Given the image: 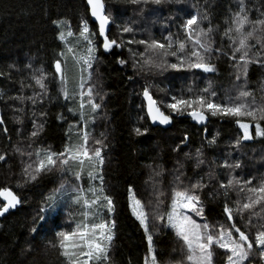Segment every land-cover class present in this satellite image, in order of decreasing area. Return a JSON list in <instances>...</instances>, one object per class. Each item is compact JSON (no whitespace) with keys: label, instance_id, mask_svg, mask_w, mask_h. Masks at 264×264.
Instances as JSON below:
<instances>
[{"label":"snow or ice","instance_id":"snow-or-ice-1","mask_svg":"<svg viewBox=\"0 0 264 264\" xmlns=\"http://www.w3.org/2000/svg\"><path fill=\"white\" fill-rule=\"evenodd\" d=\"M148 2L131 0L133 5H146ZM162 2L164 0H152L156 5ZM175 2L180 3L181 0ZM86 3L91 18H94L93 23L97 25L96 31L90 29L87 19L80 21L75 33L67 21H53L60 29L58 39L63 42V48L55 54L49 65L50 71L29 64L30 83L21 82V91L10 97L19 103L18 112L24 111L28 103L35 109L46 99L51 101L49 84L55 82L57 98L73 105L68 107V111L77 117L69 125L70 131L73 127L78 129L76 140L69 137L63 151L40 147L32 149V142L26 146L31 151L21 146L13 149L29 161L22 169V183L34 182L42 173L52 171L71 178L70 183L62 182L45 196L30 229L34 239L40 234L38 230L53 233L49 246L57 250L62 264H110V252L116 236V206L113 197L106 193L103 176L106 137L101 133L100 138H96L89 129L90 125H95L104 99L93 82L94 73L98 71L95 67L99 60L98 51L111 53L113 49H126L129 59L118 56L117 63L123 66L130 60L134 72L175 71L190 74L191 77L216 74L218 70L213 58H226L234 75L230 88L218 91L208 80L203 88L190 84L178 94L171 95L167 102H158L145 84L142 97L146 101L147 116L152 123L160 125H169L172 114L187 115L197 124H206L209 116L228 118L237 126L238 135L232 143L236 151L244 142L264 138V84L257 97L255 90L248 87L247 79L250 64L264 67V14L250 19L245 0H238L237 9L230 12L220 31L210 22L204 27L208 14L197 9L186 12L178 24L175 23V16L168 17L177 31L173 33L166 25V34L162 32L161 38L157 39L146 28L136 26L135 20L116 25L117 35L113 36L111 25L115 21L106 12L104 0H86ZM141 32H145L147 38L137 39ZM218 32L219 41L215 39ZM69 61L76 72L71 90ZM25 88L31 89L32 95H24ZM98 99L101 102H97ZM161 105L168 110L167 113ZM33 116H36L35 111ZM39 116L44 117L46 113L40 111ZM3 123L0 117V125ZM42 128L43 123L33 119V131L29 136L36 138ZM4 131L7 132V128ZM134 132L142 135L147 129L142 132L136 128ZM186 140L185 134L181 142ZM215 142V136L207 140L209 146ZM6 157V153H0V161L6 162ZM190 158L195 161L194 169L205 164L200 149ZM182 168L177 162L173 179L165 190L158 179L163 169L157 165L146 181L150 184V197L146 202L137 197L131 186L128 188L131 214L139 222L147 240L144 264H160L153 241L161 228L170 230L181 242L184 260L179 264H214L216 249L223 250V264H264V174H250L247 178L237 174L236 170L242 169V162L239 158L232 159L231 154H227L219 164L212 161L207 172L197 173L195 179L187 178V183L182 178L185 176ZM217 168L222 169L219 175L225 179L218 178ZM213 181L212 191L223 197L222 213L226 224L209 223L204 217L201 193ZM20 186L18 182L17 187ZM231 194H235V199ZM0 198V216L22 203L20 196L7 186L0 187ZM69 204L78 210V218L61 225L57 213ZM49 219L52 221L50 227Z\"/></svg>","mask_w":264,"mask_h":264},{"label":"trees","instance_id":"trees-1","mask_svg":"<svg viewBox=\"0 0 264 264\" xmlns=\"http://www.w3.org/2000/svg\"><path fill=\"white\" fill-rule=\"evenodd\" d=\"M106 12L115 21L111 25V34L117 35L116 25L123 21L135 20L136 26L146 28L154 38H161V33L170 29L177 31L175 24L168 17L175 16V23L186 12L199 9L206 11L208 20L214 27L223 30L224 20L230 12L237 9L238 0H164L160 5L152 3L133 5L131 0H104ZM250 19H256L264 14V0H245ZM141 9L143 12L141 13ZM183 10V11H182ZM82 19L89 21L90 29L96 31L97 26L91 21L86 0H0V110L4 123L0 125V153H6V162L0 161V187H10L16 192L22 203L6 216L0 217V264H62L57 250L49 246L53 233L38 230L39 235L33 238L30 232L33 218L39 211L45 196L62 182H71L68 176H62L58 171L42 173L34 182L22 183L21 174L27 157L22 158L14 152V147H25L31 151L36 147L63 151L69 137L76 140L77 128L69 130L70 123L77 117L68 111L71 104H66L58 97L55 82L49 84L51 101L45 100L43 105L34 109L28 103L24 111H16L19 103L10 99L20 91L21 82L28 84V65L34 68L49 65L57 52L63 48V42L58 39L57 25L53 21H67L72 31H78ZM167 25V29L166 26ZM67 31V29H65ZM127 38V34L125 36ZM137 39L147 38L145 32L137 35ZM71 39V38H69ZM215 39L220 40L219 32ZM99 43V40H97ZM99 60L95 67L93 82L100 95L104 97L100 115L95 125L89 129L96 138L101 133L106 137L107 148L104 150L105 163L103 176L105 190L115 202L114 219L116 221V236L110 252V264H144L147 254V240L139 222L132 216L128 188L131 186L137 197L145 202L150 197V184L146 183L157 165L163 169L161 187L168 189L177 169V162L183 166L182 177L196 178V174L208 171L212 161L221 163L227 154L232 159L239 158L242 169L237 174L247 178L250 174H264V138H256L252 143H243L239 151L232 147L238 135L237 126L228 118L211 117L206 127L199 128L191 123L187 115L172 114L173 125L169 129L154 128L146 115L142 90L145 84L150 87L153 97L158 101L167 102L171 95L178 94L190 84L203 88L208 80L219 91L230 88L234 82L233 69L224 57L213 58L216 64V74H203L191 77L190 74L175 71L134 72L131 61L127 65H119L117 57L129 59L126 49H113L111 53L103 50L97 52ZM172 59V58H170ZM69 89L76 72L69 61ZM132 77V79H129ZM248 87L260 95L261 85L264 84V67L253 63L248 68ZM51 80V76H49ZM23 94L32 95V90L25 88ZM166 113L168 110L161 105ZM33 111L36 116H33ZM43 111L46 116L40 117ZM63 117V118H60ZM33 119L43 123L36 138L29 136L33 131ZM7 128V132L4 131ZM143 132L137 135L134 129ZM206 129V130H205ZM187 135L183 143L182 138ZM216 137L215 144L209 146L207 140ZM32 142V149L27 145ZM91 143V141H90ZM177 146H179L178 150ZM197 149L203 153L205 164L194 169V157ZM185 153L189 154L188 156ZM222 169L217 168L219 175ZM21 183L20 187L17 184ZM215 181L201 193L204 202V217L209 223H224L227 221L222 213L223 197L212 191ZM87 188V184H84ZM211 192V195L209 194ZM235 199V194H231ZM0 203H2L0 199ZM58 214V223H67L69 213L74 210L71 204ZM52 221L49 219V227ZM154 247L158 253L160 264H179L184 260L182 244L170 230L160 229L154 235ZM216 249L213 256L214 264H223L221 253Z\"/></svg>","mask_w":264,"mask_h":264},{"label":"water","instance_id":"water-1","mask_svg":"<svg viewBox=\"0 0 264 264\" xmlns=\"http://www.w3.org/2000/svg\"><path fill=\"white\" fill-rule=\"evenodd\" d=\"M87 4V3H86ZM87 7H88V10H89V15H90V9H89V6L87 5ZM105 9H106V5H105ZM90 18H91V16H90ZM93 19L94 18H91V21L93 22ZM95 24V23H94ZM96 25V24H95ZM97 26V25H96ZM144 100V99H143ZM144 102H145V107H146V101L144 100ZM146 115H147V111H146ZM0 117H1V110H0ZM148 117V116H147ZM189 118V120L191 121V123L192 124H194V125H196V126H198L199 128H203V127H206L207 125H208V123H209V118H208V121H207V123L206 124H197L195 121H193L190 117H188ZM149 119V118H148ZM149 121H150V124L152 125V127H154V128H162V129H169V128H171L172 127V125H173V119L171 120V123L169 124V125H160L158 122L157 123H152L151 122V120L149 119ZM253 141H248V142H244V143H247V144H250V143H252ZM1 199V201H2V198H0ZM19 206V205H18ZM17 206V207H18ZM11 210H14V209H10L9 210V212L11 211ZM8 212V213H9ZM8 213H6L4 216H6ZM0 217H3V216H0Z\"/></svg>","mask_w":264,"mask_h":264},{"label":"rangeland","instance_id":"rangeland-1","mask_svg":"<svg viewBox=\"0 0 264 264\" xmlns=\"http://www.w3.org/2000/svg\"><path fill=\"white\" fill-rule=\"evenodd\" d=\"M96 183H98V181L96 182ZM72 206V205H71ZM68 207V206H67ZM66 207V208H67ZM66 208H65V210H66ZM72 209L74 210V212H72V215H71V217H67V222H70V220L71 219H73V218H78V210L74 207V206H72ZM67 211V210H66ZM59 214V212L57 213V215ZM60 214H61V211H60ZM52 214H50V216H51Z\"/></svg>","mask_w":264,"mask_h":264}]
</instances>
